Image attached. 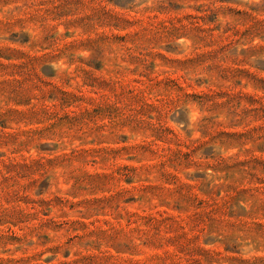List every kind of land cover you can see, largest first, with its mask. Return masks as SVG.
<instances>
[{
  "label": "rangeland",
  "instance_id": "obj_1",
  "mask_svg": "<svg viewBox=\"0 0 264 264\" xmlns=\"http://www.w3.org/2000/svg\"><path fill=\"white\" fill-rule=\"evenodd\" d=\"M0 264H264V0H0Z\"/></svg>",
  "mask_w": 264,
  "mask_h": 264
}]
</instances>
